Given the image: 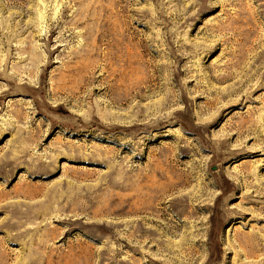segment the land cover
Listing matches in <instances>:
<instances>
[{"label": "rangeland", "instance_id": "1", "mask_svg": "<svg viewBox=\"0 0 264 264\" xmlns=\"http://www.w3.org/2000/svg\"><path fill=\"white\" fill-rule=\"evenodd\" d=\"M0 264H264V0H0Z\"/></svg>", "mask_w": 264, "mask_h": 264}]
</instances>
